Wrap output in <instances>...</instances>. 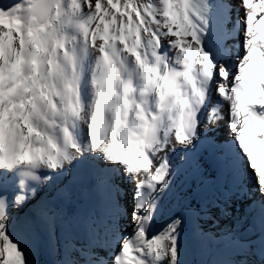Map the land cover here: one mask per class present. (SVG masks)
I'll use <instances>...</instances> for the list:
<instances>
[{
    "label": "snow or ice",
    "instance_id": "1",
    "mask_svg": "<svg viewBox=\"0 0 264 264\" xmlns=\"http://www.w3.org/2000/svg\"><path fill=\"white\" fill-rule=\"evenodd\" d=\"M0 264H264V0H0Z\"/></svg>",
    "mask_w": 264,
    "mask_h": 264
}]
</instances>
